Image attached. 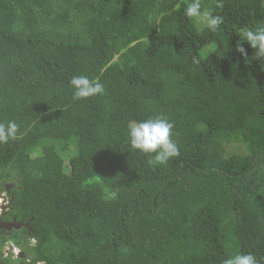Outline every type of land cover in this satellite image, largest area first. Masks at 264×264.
<instances>
[{
	"label": "trees",
	"instance_id": "obj_1",
	"mask_svg": "<svg viewBox=\"0 0 264 264\" xmlns=\"http://www.w3.org/2000/svg\"><path fill=\"white\" fill-rule=\"evenodd\" d=\"M180 2L0 0V122L21 137L0 144V189L17 182L31 228L0 229V264H264V60L236 50L264 0H224L216 34ZM80 74L104 94L74 99ZM155 115L180 155L152 166L127 126Z\"/></svg>",
	"mask_w": 264,
	"mask_h": 264
},
{
	"label": "clouds",
	"instance_id": "obj_2",
	"mask_svg": "<svg viewBox=\"0 0 264 264\" xmlns=\"http://www.w3.org/2000/svg\"><path fill=\"white\" fill-rule=\"evenodd\" d=\"M181 6H183V15L189 21L197 24L199 30L206 29L212 34H216L221 30L224 18L216 14L215 10L223 9L224 0H213V5L209 6H205L204 0H181L180 3L175 5V9L180 10ZM164 15L165 13H161L158 19L163 18ZM239 40L242 42H237L236 50L241 55L247 58V51L244 47V42H246L253 49L252 56L256 59L264 60V24L243 30L239 34ZM70 85L73 88V98L77 100L104 94L105 92L104 84L99 79H90L84 74L74 75L70 80ZM173 128L174 122L163 115H155L148 119L133 121L127 126L128 143L133 150H138L144 154H154L151 155L148 161L150 165L166 164L171 158L180 155L178 145L172 138ZM19 133L20 125L15 120H8L6 123L0 122V144H7L9 141L20 139ZM9 200V196L7 199L0 196V213L6 210L7 207L5 205ZM13 202L14 196H12L11 204ZM5 247H9L8 255L13 253V256L14 253L16 254L13 250L22 249L12 240L8 241ZM6 248H3L5 256L7 253ZM22 253L25 254L22 251L21 255ZM18 258H22V256ZM222 264H259V261L251 252H237L224 259Z\"/></svg>",
	"mask_w": 264,
	"mask_h": 264
},
{
	"label": "flooded vegetation",
	"instance_id": "obj_3",
	"mask_svg": "<svg viewBox=\"0 0 264 264\" xmlns=\"http://www.w3.org/2000/svg\"><path fill=\"white\" fill-rule=\"evenodd\" d=\"M15 188V186L13 184H5L4 185V189H0V196L5 197L6 199L10 198L9 202L6 203V210H3L2 213H0V225H3V228H1L2 233H12V232H16L18 230H21L23 227L22 225H25L26 223L29 224V222H23L21 220L18 219V216L16 214L12 213V210L14 209L13 204H11V199H12V189ZM22 224V225H21ZM20 225L21 228L18 229L15 226ZM29 230L27 229V235H29ZM4 248H6L4 246Z\"/></svg>",
	"mask_w": 264,
	"mask_h": 264
},
{
	"label": "rangeland",
	"instance_id": "obj_4",
	"mask_svg": "<svg viewBox=\"0 0 264 264\" xmlns=\"http://www.w3.org/2000/svg\"><path fill=\"white\" fill-rule=\"evenodd\" d=\"M7 184H13L15 187L17 186V182L14 180V179H10V180H8L7 182H6ZM5 183V184H6ZM4 185V184H3ZM16 236L17 237H19V238H21L22 236H23V232L22 231H20V232H16ZM32 241V245H35L36 244V240L35 239H32L31 240ZM6 252H8V250H9V247H7L6 249ZM13 251H15L18 255H16L15 253H14V256H13V258H15L16 256H18V257H21L22 255H21V252L23 251V252H25V256L26 255H28V249L26 248V249H21V250H13ZM11 254H13V253H11ZM10 254V255H11Z\"/></svg>",
	"mask_w": 264,
	"mask_h": 264
},
{
	"label": "water",
	"instance_id": "obj_5",
	"mask_svg": "<svg viewBox=\"0 0 264 264\" xmlns=\"http://www.w3.org/2000/svg\"><path fill=\"white\" fill-rule=\"evenodd\" d=\"M21 225H22V224H21ZM22 226H25V227L29 230V232H30L31 228L29 227V224H28V223H26L25 225H22ZM15 227L18 228V229L21 228L20 225H17V226H15ZM1 228H3V225H0V229H1ZM24 256H25V254L22 253V257H24Z\"/></svg>",
	"mask_w": 264,
	"mask_h": 264
},
{
	"label": "built area",
	"instance_id": "obj_6",
	"mask_svg": "<svg viewBox=\"0 0 264 264\" xmlns=\"http://www.w3.org/2000/svg\"><path fill=\"white\" fill-rule=\"evenodd\" d=\"M8 255V252L6 253V256ZM16 255H18L17 253H16Z\"/></svg>",
	"mask_w": 264,
	"mask_h": 264
}]
</instances>
